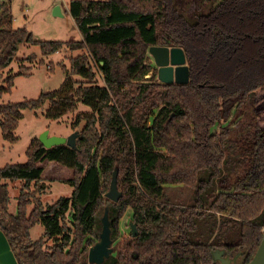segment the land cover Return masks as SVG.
Wrapping results in <instances>:
<instances>
[{"label": "trees", "instance_id": "trees-1", "mask_svg": "<svg viewBox=\"0 0 264 264\" xmlns=\"http://www.w3.org/2000/svg\"><path fill=\"white\" fill-rule=\"evenodd\" d=\"M206 1L192 12L181 0H71L82 40L70 42L37 41L14 29L12 0L0 2V72L22 44L40 46L45 57L83 52L70 60L60 91L0 106L3 137L17 141L25 109L50 103L47 116L58 120L79 104L90 108L75 118V127L85 123L76 148L48 149L36 138L25 164L0 168V228L19 264H90L107 207L113 242L129 210L138 235L130 230L104 264H220V251L232 264L251 262L264 236V0L209 8ZM152 46L183 49L190 82L160 83L148 62ZM16 77L0 95L12 91ZM234 116L249 119L236 130L229 126ZM44 161L73 171L72 196L47 207L38 199ZM115 171L118 202L106 197ZM18 180L24 185L13 214L6 181ZM175 186L193 190L194 202L166 200ZM37 224L45 232L33 241Z\"/></svg>", "mask_w": 264, "mask_h": 264}, {"label": "rangeland", "instance_id": "rangeland-1", "mask_svg": "<svg viewBox=\"0 0 264 264\" xmlns=\"http://www.w3.org/2000/svg\"><path fill=\"white\" fill-rule=\"evenodd\" d=\"M70 1L71 0H12V15L14 18L13 28L26 29L32 32L37 41H81V32L76 21L69 12L68 4ZM181 1L183 5H188L187 8L192 12L199 10L200 0ZM214 1L220 3L222 0H207L206 8H209ZM57 7H60L62 15H55L54 11ZM82 53L83 52L80 51L70 52L64 49L53 56L45 57L41 47L38 45H20L16 60L10 67L0 72V90L7 88L6 79L10 75L17 76L12 91L4 92L0 95V106L8 103L35 100L39 98L42 93L60 91L64 87L66 81L65 69L70 70V60ZM148 56V62L156 68L153 58L149 54ZM29 69H31V71L28 73ZM95 70L98 74L95 81L101 86L104 85L102 76L99 73V68L95 66ZM20 73H25V75H19ZM152 74L153 72L147 76V78H150ZM74 79L80 80L81 78L74 76ZM80 82L90 85L87 81ZM49 109L50 103H47L40 109H25L23 111V119L20 120L18 128L14 132V136L17 138L15 143L3 137L0 127V168L9 164H25L28 161L27 150L31 142L36 138L39 139L46 131L49 132L50 136L64 138H68L75 132H81L85 123H82L79 127H75V118L80 113L90 111V108L87 106L79 104L77 110L74 112H70L58 120H53L49 119L47 116ZM240 117L241 118L237 120L234 116L229 126L237 130L249 119V116ZM227 126L228 124L221 126L217 125L212 128V132L220 131ZM39 165L44 169L43 191L38 194V199L42 202L43 206L47 207L55 204L61 198H70L74 188L68 184L67 181L73 178V171L49 161H44ZM6 182L9 185L10 212L17 214L18 197L20 196L24 182L19 180ZM32 189H34V187H32ZM211 190L214 191L217 189L215 186H211ZM166 194V200L174 203L186 202L185 204H190L189 202H191V199H194L196 196L193 190H187V188L183 186L168 188ZM193 202L194 200L191 203ZM32 207L33 205L29 206L28 210L30 211ZM131 215L132 211H127L120 222L121 238L117 242H113L112 246L114 251L118 246V242L130 233V223L132 222ZM44 232L45 228L42 224L35 225L31 230L32 240H40ZM99 240H97V242ZM47 245H53V240L48 239Z\"/></svg>", "mask_w": 264, "mask_h": 264}, {"label": "water", "instance_id": "water-1", "mask_svg": "<svg viewBox=\"0 0 264 264\" xmlns=\"http://www.w3.org/2000/svg\"><path fill=\"white\" fill-rule=\"evenodd\" d=\"M54 12L55 15H62L60 7H57ZM149 55L153 58L156 68H158V80L160 83L166 85H186L190 82V70L183 49L166 46H152L149 48ZM78 136L79 132L73 133L68 138L50 136L49 132L46 131L41 135L39 140L48 149L60 145H67L71 148H76ZM106 197L113 202H118L122 197V193L118 189V171L114 172L110 190L106 194ZM102 225L100 240L89 249L88 260L90 264H104L114 252L108 207L102 218ZM130 228L133 236H137V224L131 222ZM214 257L216 261L220 262V264H232V260L226 258L223 251L215 252ZM0 264H19L8 239L1 228ZM249 264H264V236L255 256Z\"/></svg>", "mask_w": 264, "mask_h": 264}, {"label": "crops", "instance_id": "crops-1", "mask_svg": "<svg viewBox=\"0 0 264 264\" xmlns=\"http://www.w3.org/2000/svg\"><path fill=\"white\" fill-rule=\"evenodd\" d=\"M2 0H0V2H1Z\"/></svg>", "mask_w": 264, "mask_h": 264}]
</instances>
